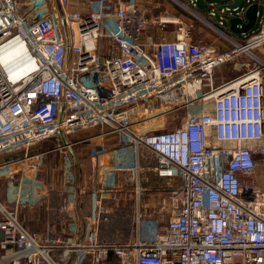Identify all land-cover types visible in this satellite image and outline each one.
I'll use <instances>...</instances> for the list:
<instances>
[{
	"label": "built area",
	"instance_id": "built-area-1",
	"mask_svg": "<svg viewBox=\"0 0 264 264\" xmlns=\"http://www.w3.org/2000/svg\"><path fill=\"white\" fill-rule=\"evenodd\" d=\"M171 1L228 49L163 1L0 0V264H264V13Z\"/></svg>",
	"mask_w": 264,
	"mask_h": 264
},
{
	"label": "rangeland",
	"instance_id": "rangeland-1",
	"mask_svg": "<svg viewBox=\"0 0 264 264\" xmlns=\"http://www.w3.org/2000/svg\"><path fill=\"white\" fill-rule=\"evenodd\" d=\"M160 1H163L164 4L171 9V11H173L174 13H176L177 15H182L186 20H187V23L188 24H191L194 29H195V37H204V36H207L209 38H212L214 36V34L207 28L205 27V25L203 24V22H201L200 20L198 19H193L192 17H190L189 15H186L179 7H177L171 0H142L141 4L142 5H147V6H152L153 4H155L156 2H160ZM232 0H226V1H221V0H205L206 3L210 4L211 2H215L217 4H228V2H231ZM257 4L259 6V9H260V14L262 15L264 13V0H258L257 1ZM201 14L205 15L206 17L208 16V10L206 9H199ZM221 16L220 12H218V16L217 18L219 19V17ZM225 30L227 33H230V30H229V25H228V20H225ZM150 30L152 31V33H154L153 35L155 36H164L165 34L168 36V37H172V33L176 30L175 26H172V25H169V26H166V27H159V26H155V27H150ZM234 35V34H232ZM233 37H235L236 39H240V38H243V36L241 35H234ZM233 65L234 64H231L228 68V71L225 69L224 72H225V75H230V72L232 71V68H233ZM182 98L180 99H175L174 100V107H176V105H178L180 102H181ZM168 107H170V105H168ZM166 107V108H168ZM177 117L176 116H167L165 117L164 119H161V120H154V121H150V122H147V124H144L142 125L141 129H145L147 130V128L149 129H154L156 131H164V130H169V129H174L176 127L174 126H171V124L173 123V120H176ZM177 126V125H176ZM48 144V145H47ZM57 143L55 140H49L47 141L45 147H44V144L42 146H36L33 148L32 152H37V151H45L46 147L47 148H50V146H55ZM59 152L57 153H54L53 156H54V161H59L60 160V156L59 155H56L58 154ZM19 155H21V153H19ZM52 156V158H53ZM2 158V157H0ZM7 158H9V156H7ZM5 158V159H7ZM45 162H48V160H45L43 159ZM53 161V160H52Z\"/></svg>",
	"mask_w": 264,
	"mask_h": 264
},
{
	"label": "water",
	"instance_id": "water-1",
	"mask_svg": "<svg viewBox=\"0 0 264 264\" xmlns=\"http://www.w3.org/2000/svg\"><path fill=\"white\" fill-rule=\"evenodd\" d=\"M221 1H226V0H221ZM243 0H236L233 3H229L228 4H220V8H230V9H235L237 8L241 2ZM197 6L199 9H206L207 8V3L205 2V0H197ZM248 10L246 11L245 17L243 18H230L228 20V25H229V30L232 34L234 35H246L251 33L253 30L256 29V24L258 21V14L260 13V9L259 6L257 4V2L251 4L248 8ZM239 25L241 26L239 28ZM64 30H65V34H66V40L67 43L69 42V32L67 30L66 24L64 22ZM69 51L67 53V62L69 59ZM61 140L62 143L65 144L67 143V139L65 137V134L61 133ZM73 154V152H72Z\"/></svg>",
	"mask_w": 264,
	"mask_h": 264
},
{
	"label": "crops",
	"instance_id": "crops-1",
	"mask_svg": "<svg viewBox=\"0 0 264 264\" xmlns=\"http://www.w3.org/2000/svg\"><path fill=\"white\" fill-rule=\"evenodd\" d=\"M212 33L214 34V36H213L212 38H209V37H207V36H204V37H202V38H201V37H196V39H197V40H202V41L207 42V43H212V42H214V43L217 44V46H218L221 50H227L228 47H224V43H222V40H220V39L218 38V36H217L214 32H212ZM153 34H154V33H152V31H151L150 29L147 30V31L144 33V35H143V40L147 39L149 36H151V35H153ZM233 36H234V35H233ZM234 38H235V37H234ZM243 38H244V36H243ZM243 38H240V39H237V40H241V39H243ZM235 39H236V38H235ZM218 74H219V76H221V74H225V72L221 69V70H219ZM47 145H48V144H47ZM47 145H46V146H47ZM50 147H53V146H50ZM56 155H59V156H60V159H61V153H58V154H56ZM52 156H53V155H50V156L48 157V159H49V160H54L55 158H54V156H53V158H52ZM48 159H47V160H48ZM5 160H6V159H5L4 157L0 158V165H1L2 162L5 161ZM49 160H48V161H49ZM6 174H7V172H5V169H4L2 166H0V180L4 179L3 177L6 176ZM43 178L45 179V181L47 180V181L51 182L52 184H54V185H56V186H62V185H63L62 182L59 180V178L57 177L56 174L48 173V175H46V172H45ZM49 222H50V225H51L52 227H54V229H60V228H61V227H60V220H59V218H58V215H56L55 210H52L50 216L46 217L45 223H46V224H49ZM27 225L29 226L30 229L35 230V231L38 230V229H44V226L41 228L39 225H36V224H34V223H31V222H28ZM40 225H41V224H40ZM44 225H45V224H44Z\"/></svg>",
	"mask_w": 264,
	"mask_h": 264
}]
</instances>
